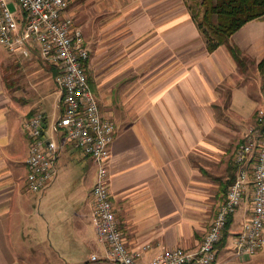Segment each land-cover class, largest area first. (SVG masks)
I'll return each instance as SVG.
<instances>
[{
    "label": "crops",
    "instance_id": "obj_1",
    "mask_svg": "<svg viewBox=\"0 0 264 264\" xmlns=\"http://www.w3.org/2000/svg\"><path fill=\"white\" fill-rule=\"evenodd\" d=\"M87 9L90 13L83 15ZM71 11L76 23L104 18L106 25L104 38L96 34L87 42L90 52L96 50L87 73L102 115L116 126L108 186L127 246L149 245L143 260L169 248L195 251L233 180L234 150L264 104L258 70L264 20L248 21L232 35L231 43L246 59L240 67L226 45L207 50L185 0H76ZM7 52L13 62L0 55V264H114L104 258L105 245L92 223V189L80 183L77 191L76 183L66 194L69 163L94 162L89 155L68 146L54 181L42 192L27 190L24 120L37 111L51 118L56 109L54 103L52 115L41 109L17 114L22 106L10 84L9 66L22 65L25 81L37 76L39 94L48 91L49 70L36 55ZM19 74L12 71V77ZM90 178L94 186L97 169ZM35 195L46 213L38 219L40 240L29 247L24 227L34 218ZM248 212L246 201L231 216L218 263L264 264V250L235 255L233 237ZM49 234L55 237L51 245Z\"/></svg>",
    "mask_w": 264,
    "mask_h": 264
},
{
    "label": "built area",
    "instance_id": "obj_2",
    "mask_svg": "<svg viewBox=\"0 0 264 264\" xmlns=\"http://www.w3.org/2000/svg\"><path fill=\"white\" fill-rule=\"evenodd\" d=\"M0 0V44L10 53L36 55L50 65L58 98L55 115L34 112L24 120L29 138L26 188L44 191L58 173V162L68 146L83 150L97 164L92 188V217L97 239L105 245L104 258L114 264H220L218 243L231 216L243 202L249 212L233 237L235 255L264 250V130L238 144L233 154V180L217 208L198 249H164L143 260L149 245L127 246L118 227L108 186V164L115 139L114 121L102 115L89 82L90 50L71 8L76 0ZM264 118V108L258 110ZM93 261L98 259L92 255Z\"/></svg>",
    "mask_w": 264,
    "mask_h": 264
},
{
    "label": "rangeland",
    "instance_id": "obj_3",
    "mask_svg": "<svg viewBox=\"0 0 264 264\" xmlns=\"http://www.w3.org/2000/svg\"><path fill=\"white\" fill-rule=\"evenodd\" d=\"M9 2V5L11 7V9L15 10L16 8L15 7V4L8 0ZM189 4H193L192 1H189ZM195 5V4H194ZM73 6V5H72ZM195 10H201L200 7H196ZM86 12L83 13V15H87V13H90V11L87 9L85 10ZM197 11V12H198ZM78 18L80 17V14H78L77 16ZM81 19V17H80ZM82 20V19H81ZM77 21V20H76ZM103 21V22H102ZM85 23V21H84ZM84 23H80V22H77V25L78 27L82 30L83 32V35L86 39V41L89 43V42H92L96 39V34H98V36L100 38H104L105 37V32H104V27L106 26L105 25V22H104V18H102L100 20V22L98 21H92V24L88 25V24H84ZM231 42V41H230ZM91 48H93L92 44L89 45ZM105 46V45H104ZM97 48V47H96ZM95 48H93V52H90V55L91 53H94L96 52V50H94ZM104 50V47L102 48ZM99 51V50H97ZM99 53V52H98ZM2 54V57H4V55L6 57H8L10 60V62H13L11 61V55L8 54V52L6 51V48L3 47L1 44H0V55ZM10 62H7L8 64ZM47 71L49 70V72L51 73V77L48 75L49 72H46L45 74L48 76V78H46V88H48V91L43 93V94H39L36 92V89H35V86H34V83L35 81H37L35 78H37V76H35V73H34V79L31 81V80H28L26 79V81L24 80L25 77L23 75H25V69L23 68L22 65L21 68H19L17 65H13L11 64L9 66V69H10V84H11V87L12 89H14V87L16 88L17 92H16V99L18 101V103H20V105L22 106V108L18 109V112L17 114H19V112L21 111V114L23 115L24 112L28 111V110H35V109H41L43 111H46L48 113H50V115H52L53 113V109H54V103H56V95L58 96V92H56V87H55V83H54V80H53V74H52V69L51 66L48 64H43ZM18 67V68H17ZM12 69V70H11ZM29 69V68H28ZM19 71V76L18 77H12V71ZM89 70V69H88ZM35 72V70H33ZM15 79V81H14ZM29 86H34L32 88V90H29ZM55 88V89H54ZM260 109H263L264 108V104L262 105V107H258L254 113V115H256L255 119H254V122L251 123L250 122V127H246L248 129V134L250 132L251 129H254L253 133L254 135H257L258 134V128H256V118L259 117L258 116V110ZM253 115V116H254ZM250 135V134H249ZM248 135V136H249ZM246 135H242V138L245 137ZM69 169L67 170L68 172V180L70 182V188L67 190L66 194H70L72 193V186L73 184L76 185V183H79L78 184V187H77V191H81V185H85V183L87 184V187H86V190L90 191L94 186H93V182L90 177L94 176V170L96 171L97 169V164L95 162H92V160H87L85 164H82V162H79L77 160L74 159V161H71V163H69ZM91 175V176H90ZM87 178L88 180L90 179L89 182H87ZM38 196H34L33 199H32V204H31V207H32V213H35L34 215V218H32L30 221H28L24 227V231L26 232V237L28 239V242H29V247L32 246L35 242L36 239L40 240V227H37V224H38V219H43L44 218L42 217L43 213H46L43 205L38 202ZM54 202H55V199H54ZM53 213L56 212V204H54V208H53ZM42 214V215H41ZM38 232V234H37ZM49 244L51 245L52 244V241H54V236L49 234ZM34 248H37L36 246ZM31 254V253H29ZM35 254V253H34Z\"/></svg>",
    "mask_w": 264,
    "mask_h": 264
},
{
    "label": "trees",
    "instance_id": "obj_4",
    "mask_svg": "<svg viewBox=\"0 0 264 264\" xmlns=\"http://www.w3.org/2000/svg\"><path fill=\"white\" fill-rule=\"evenodd\" d=\"M185 1H187L192 11L193 19L206 42L207 50L213 52L220 45H226L238 65L243 67L246 59L242 56L240 48L232 44L230 40L232 35L248 21L254 19L264 20V0ZM189 1H192L193 4H189ZM196 7L197 9L200 7L201 10H195ZM258 70L264 88V57L258 63ZM89 82L93 91H95L91 77H89ZM255 122V127L262 132L264 130V118L257 117ZM228 225L223 233L222 239L217 244L218 249L221 246L220 244L226 241Z\"/></svg>",
    "mask_w": 264,
    "mask_h": 264
}]
</instances>
